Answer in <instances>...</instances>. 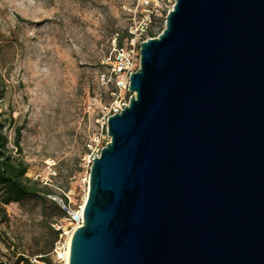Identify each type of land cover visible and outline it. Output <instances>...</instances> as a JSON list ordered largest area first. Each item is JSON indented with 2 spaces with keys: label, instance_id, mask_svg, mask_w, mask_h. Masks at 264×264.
<instances>
[{
  "label": "water",
  "instance_id": "obj_1",
  "mask_svg": "<svg viewBox=\"0 0 264 264\" xmlns=\"http://www.w3.org/2000/svg\"><path fill=\"white\" fill-rule=\"evenodd\" d=\"M130 78L69 264H264V0H175Z\"/></svg>",
  "mask_w": 264,
  "mask_h": 264
},
{
  "label": "rangeland",
  "instance_id": "obj_2",
  "mask_svg": "<svg viewBox=\"0 0 264 264\" xmlns=\"http://www.w3.org/2000/svg\"><path fill=\"white\" fill-rule=\"evenodd\" d=\"M134 2L0 0L3 132L13 148L15 130L23 128L27 176L51 185L56 197L68 195L73 208L85 203L88 175L81 159L101 131L95 119L100 105L108 102L101 80L108 73L104 63L112 36L128 26L125 9L133 8ZM172 8L162 5L157 15L167 12L163 30ZM5 213L0 215V264H14L20 258V264H28L49 247L57 217L41 199L13 203Z\"/></svg>",
  "mask_w": 264,
  "mask_h": 264
},
{
  "label": "built area",
  "instance_id": "obj_3",
  "mask_svg": "<svg viewBox=\"0 0 264 264\" xmlns=\"http://www.w3.org/2000/svg\"><path fill=\"white\" fill-rule=\"evenodd\" d=\"M174 4L175 0H135L133 8L125 9L129 17L127 36L122 44L119 43L118 34L113 37L111 51L104 63L108 73L101 76L104 84L107 87H112L109 90V101L100 105L99 115L95 119L96 126L100 127L101 131L94 134L89 146V153L82 158V168L88 175V184L90 169L94 159L100 157L102 149L111 140L108 135L109 118L116 114H121L123 112L122 106L124 105L123 108L129 106L133 97V93L130 91V77L131 74L138 72L140 69L141 45L151 39L148 33L152 29L154 18L161 11L162 5L169 8L174 7ZM50 167H54V164L50 165ZM65 196L69 199L68 195ZM51 198L58 203L66 213L67 218L65 223L58 222L52 225V228L59 233V236L50 257L53 264H65L69 237L83 226L84 206L77 209L60 197ZM35 263L48 264L39 259L30 260L29 264Z\"/></svg>",
  "mask_w": 264,
  "mask_h": 264
},
{
  "label": "trees",
  "instance_id": "obj_4",
  "mask_svg": "<svg viewBox=\"0 0 264 264\" xmlns=\"http://www.w3.org/2000/svg\"><path fill=\"white\" fill-rule=\"evenodd\" d=\"M161 17L155 16L154 24L152 29L149 31L148 36L150 38H157L159 33L163 31L162 22L164 16H166V10L162 11ZM159 29V32H157ZM119 35V43L122 44L127 36V26L122 33H116ZM114 34L113 37L116 35ZM112 41V40H111ZM112 87H107V94L105 95L106 100L109 101V90ZM13 122L11 118L10 123ZM22 127H17L15 130V138L13 142V148H9V139L7 135L3 132V124L0 122V215H5L6 207L13 203H22L29 199H41L43 204L47 206L52 217H57L51 224V235L52 238L49 242L48 248L41 249L38 254L33 258L28 259V264L30 260L39 259L48 264H53L50 254L53 247L58 240L59 233L56 232L52 225L54 223H65L67 218L66 213L58 205L57 202L52 200L51 197H56L55 192L51 189V185L45 184L41 180H32L27 176L28 166L22 158ZM89 150L84 154L87 155ZM83 156V157H84ZM82 157V158H83ZM82 165V159H81ZM68 203L66 196L60 197ZM2 221H0L1 223ZM23 261L22 258L18 259L14 264H20Z\"/></svg>",
  "mask_w": 264,
  "mask_h": 264
},
{
  "label": "bare ground",
  "instance_id": "obj_5",
  "mask_svg": "<svg viewBox=\"0 0 264 264\" xmlns=\"http://www.w3.org/2000/svg\"><path fill=\"white\" fill-rule=\"evenodd\" d=\"M87 195H88V193H87ZM87 195L85 197V201L87 199ZM72 238H73V234L69 237V241H68V253H67V258H66V263L65 264H69V255H70V247H71Z\"/></svg>",
  "mask_w": 264,
  "mask_h": 264
}]
</instances>
